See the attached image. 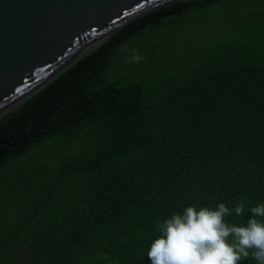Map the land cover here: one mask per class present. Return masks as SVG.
I'll list each match as a JSON object with an SVG mask.
<instances>
[{"label":"trees","instance_id":"obj_1","mask_svg":"<svg viewBox=\"0 0 264 264\" xmlns=\"http://www.w3.org/2000/svg\"><path fill=\"white\" fill-rule=\"evenodd\" d=\"M33 181L0 221V264H151L157 225L187 206L246 225L264 204V0L156 8L0 116V183Z\"/></svg>","mask_w":264,"mask_h":264},{"label":"water","instance_id":"obj_2","mask_svg":"<svg viewBox=\"0 0 264 264\" xmlns=\"http://www.w3.org/2000/svg\"><path fill=\"white\" fill-rule=\"evenodd\" d=\"M179 0H0V116L132 19Z\"/></svg>","mask_w":264,"mask_h":264},{"label":"clouds","instance_id":"obj_3","mask_svg":"<svg viewBox=\"0 0 264 264\" xmlns=\"http://www.w3.org/2000/svg\"><path fill=\"white\" fill-rule=\"evenodd\" d=\"M122 52H128L122 45ZM132 50L131 59H141ZM244 197L235 206L238 217L245 213ZM246 225L225 221L232 215L224 203L215 210L187 206L183 214H173L158 224L160 235L147 252L151 264H240L251 256L256 264H264V204L251 207Z\"/></svg>","mask_w":264,"mask_h":264},{"label":"rangeland","instance_id":"obj_4","mask_svg":"<svg viewBox=\"0 0 264 264\" xmlns=\"http://www.w3.org/2000/svg\"><path fill=\"white\" fill-rule=\"evenodd\" d=\"M5 175L3 177V180L5 181V183H11L12 182V178H16L18 175H20L19 172L17 171H8V172H4ZM37 191L38 193H42V187L40 185V183L37 182H32L29 186V192L25 195L22 196H17L19 193L18 192L15 196L12 195L9 191L10 189H8V187H6L4 185V183H0V221L4 220L7 221V219H9L11 217V215L13 214V209L17 210L19 208H21V205L29 199H32L35 197V193L34 191ZM21 213H24V208H22ZM24 215V214H23ZM16 217L18 216V214L15 215ZM17 227V226H16Z\"/></svg>","mask_w":264,"mask_h":264}]
</instances>
